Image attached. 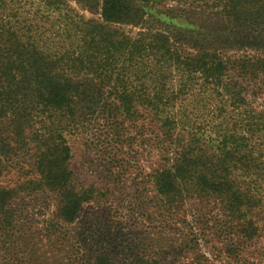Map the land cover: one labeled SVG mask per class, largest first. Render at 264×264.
I'll return each instance as SVG.
<instances>
[{
    "label": "trees",
    "instance_id": "trees-1",
    "mask_svg": "<svg viewBox=\"0 0 264 264\" xmlns=\"http://www.w3.org/2000/svg\"><path fill=\"white\" fill-rule=\"evenodd\" d=\"M80 1L25 0L57 15L56 27L26 12L12 22L0 2V180L15 167L27 175L0 182V241L18 229L14 208L24 194L52 193L57 218L75 224L92 191L74 185L66 136L101 112L113 120L145 113L162 210L217 199L216 217L235 236L222 252L240 264L259 238L254 213L264 210V0H172L184 7L175 18L186 30L152 26L162 22L146 9L160 0H102L98 22L74 14L69 2Z\"/></svg>",
    "mask_w": 264,
    "mask_h": 264
},
{
    "label": "rangeland",
    "instance_id": "rangeland-1",
    "mask_svg": "<svg viewBox=\"0 0 264 264\" xmlns=\"http://www.w3.org/2000/svg\"><path fill=\"white\" fill-rule=\"evenodd\" d=\"M2 1L12 22L20 23L28 15L39 25H43L42 21L55 27L60 24L57 15L50 17L38 5L30 8L25 7V0ZM160 2L146 9L164 23L151 21L152 26L186 30L184 20L175 18L184 10L182 4ZM101 3L102 0H81L69 2V6L76 16L98 22ZM116 29L132 37L138 33L129 27ZM255 103L261 104L262 99ZM192 108L197 115L203 111L196 104L189 109ZM149 122L145 113L142 118L118 116L113 120L101 112L68 134L74 185L78 190L92 191L89 203L75 224L69 225L57 218L55 195L24 194L14 208L19 217L18 229L0 241V264H95L94 257L99 253L116 262L137 256L163 264H237L222 252V243L235 236L224 229V218L222 222L216 217L217 199L192 201L171 214L162 210L163 201L156 196L149 178L158 163L150 155ZM28 164L27 159L19 163L25 168ZM24 173L15 167L0 180L1 186L23 181L27 178ZM202 218L208 229L199 230ZM254 218L259 238L255 246L246 249L240 264H264V210L255 211Z\"/></svg>",
    "mask_w": 264,
    "mask_h": 264
}]
</instances>
